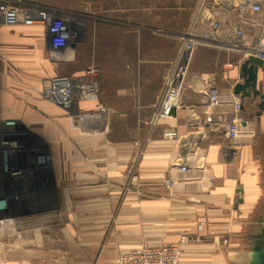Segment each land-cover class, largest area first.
<instances>
[{
  "label": "crops",
  "instance_id": "1",
  "mask_svg": "<svg viewBox=\"0 0 264 264\" xmlns=\"http://www.w3.org/2000/svg\"><path fill=\"white\" fill-rule=\"evenodd\" d=\"M198 1L124 0L69 53L51 47L44 27L0 18V241H36L39 232V242L54 243L9 250L0 264H116L119 251L175 244L181 235L188 243L179 264H264V111L259 99L235 93L243 56L198 48L181 106L148 125L175 58L173 36L189 26ZM238 2L206 0L207 15L231 20ZM92 64L98 102L74 94L66 111L42 97L51 79L75 80ZM257 81L264 89L260 69ZM210 83L223 100L244 106L237 117L251 135L236 145L226 136L236 115L228 104L208 106ZM98 105L109 109L103 123L80 118ZM168 129L177 132L175 141L163 139ZM45 151L50 160L42 163ZM184 161L193 180L166 189L163 181L178 177ZM32 207L44 213L13 214Z\"/></svg>",
  "mask_w": 264,
  "mask_h": 264
},
{
  "label": "built area",
  "instance_id": "2",
  "mask_svg": "<svg viewBox=\"0 0 264 264\" xmlns=\"http://www.w3.org/2000/svg\"><path fill=\"white\" fill-rule=\"evenodd\" d=\"M21 4L26 0H13ZM208 10L206 0H199L189 26L178 36L179 48L174 63L168 69L163 79V88L157 98L155 110L148 120L150 127L171 117L172 111L182 104L183 92L187 84L188 73L194 53L200 47H213L228 52L240 53L245 60L255 59L264 65V0H239L231 9V20L216 18ZM0 18L4 24L14 26H42L50 39L51 47L56 51H66L75 40V34L70 30L71 20L67 17L52 18L47 12L31 10L21 6H10L0 2ZM207 26L206 30H202ZM247 31L251 34L248 35ZM231 33V34H230ZM232 69L227 64L225 70ZM99 69L96 65L87 67L77 81L69 78H54L48 81L41 91L44 99L60 105L66 111H71L75 94L77 100L98 102L100 98ZM205 99L210 108L230 105L236 117L227 125L226 136L230 144L236 145L244 135H251L241 128V119L237 117L242 109L239 100L226 101L220 97L218 88L213 84L207 88ZM109 115V109L98 105L97 109L80 116L92 121L103 123ZM177 132L168 129L163 133V139L175 141ZM47 160L46 157H44ZM188 164L184 161L177 172L178 177L166 178L163 185L172 189L177 184L189 182L187 177ZM17 172L15 173V175ZM188 243V236L181 235L175 244L153 246L142 244L139 247L119 251L116 264H179L183 246ZM227 241H223L226 244Z\"/></svg>",
  "mask_w": 264,
  "mask_h": 264
},
{
  "label": "rangeland",
  "instance_id": "3",
  "mask_svg": "<svg viewBox=\"0 0 264 264\" xmlns=\"http://www.w3.org/2000/svg\"><path fill=\"white\" fill-rule=\"evenodd\" d=\"M3 1L10 6H21L25 7L31 10H41L47 12L52 18H59V17H67L71 20L70 30L75 34V40H73L66 52H72L74 49L79 48L80 43H86V40L88 38V29H92L93 26H96L98 22L104 21V20H110L111 17L109 9H112L114 11H117L120 9L125 3L124 0H26L25 2H22L21 4H14L13 0H0V2ZM144 4H147L144 2ZM187 28V27H186ZM184 28V30L186 29ZM182 33V32H181ZM181 33L174 34L173 38L175 39L176 43L178 44L176 53L179 48V40L178 36L181 35ZM176 58V54H175ZM175 58L172 62V64L175 61ZM81 73L75 78L77 81L78 77H80ZM68 78V77H63ZM71 79V78H69ZM73 109V107H72ZM261 135H264L262 133ZM45 159H41V162L44 163L45 161L48 162L50 160L49 155L47 154V151H45ZM45 160V161H44ZM128 185V184H127ZM46 205H48L47 212H50L49 207L52 208L55 204H53V195H52V184L47 179L46 182ZM129 187V186H128ZM37 205V203H36ZM14 215L16 217H25V216H39V214H42L44 212H40L38 207H32L28 210L25 209H13ZM53 211V210H51ZM36 225H31L28 228H35ZM54 229V227H50V230ZM48 231L47 233L51 232L54 233V230ZM36 234V241L30 240V241H11V242H2L0 241V255L3 256V260L6 258V254L9 250L18 252L24 247L27 250L30 251H37L39 249V245H44L49 247H52L54 245L53 242H39V232H35ZM29 253V252H27ZM2 260V259H1ZM117 261V259H116Z\"/></svg>",
  "mask_w": 264,
  "mask_h": 264
},
{
  "label": "water",
  "instance_id": "4",
  "mask_svg": "<svg viewBox=\"0 0 264 264\" xmlns=\"http://www.w3.org/2000/svg\"><path fill=\"white\" fill-rule=\"evenodd\" d=\"M258 69L264 72V65L258 66L251 64L249 60H246L240 67V74L242 83L238 84L235 88L236 94H241L242 98H250L251 100L259 99L257 108L260 111H264V89L262 84L258 83ZM244 106H242V109ZM243 126L246 122L242 123Z\"/></svg>",
  "mask_w": 264,
  "mask_h": 264
},
{
  "label": "bare ground",
  "instance_id": "5",
  "mask_svg": "<svg viewBox=\"0 0 264 264\" xmlns=\"http://www.w3.org/2000/svg\"><path fill=\"white\" fill-rule=\"evenodd\" d=\"M5 220V219H4ZM8 224V223H7ZM9 226V225H8ZM6 227V226H5ZM9 229V228H8Z\"/></svg>",
  "mask_w": 264,
  "mask_h": 264
}]
</instances>
